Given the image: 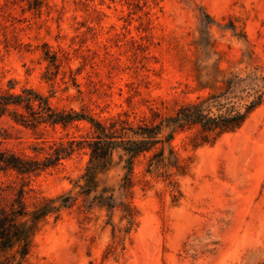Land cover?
I'll use <instances>...</instances> for the list:
<instances>
[{
  "label": "rangeland",
  "instance_id": "374dc122",
  "mask_svg": "<svg viewBox=\"0 0 264 264\" xmlns=\"http://www.w3.org/2000/svg\"><path fill=\"white\" fill-rule=\"evenodd\" d=\"M9 81L58 110L133 127L205 99L209 116L243 111L262 93L238 129L215 139L192 125L167 140L164 128L131 168L114 150L85 195L75 183L86 148L36 174L0 169V207L18 190L28 208L77 196L39 224L22 264H264V0H0V92ZM90 137L86 119L0 116V151L41 157L51 141Z\"/></svg>",
  "mask_w": 264,
  "mask_h": 264
},
{
  "label": "trees",
  "instance_id": "16d2710c",
  "mask_svg": "<svg viewBox=\"0 0 264 264\" xmlns=\"http://www.w3.org/2000/svg\"><path fill=\"white\" fill-rule=\"evenodd\" d=\"M11 85L12 82L9 81V89L0 92V116L8 112L15 122L32 126L41 124L66 126L75 120L86 119L91 124L92 137L80 141L68 140L66 143L51 141L46 147L40 148L43 151L41 157L37 156L38 154L30 156L0 151V169L12 170L18 174H36L56 166L75 150L86 148L89 159L84 173L80 176L83 183L78 181L75 183L80 188L77 195H85L96 190L98 184L96 176L107 168L114 150L119 149L127 155L126 162L128 168H131L138 154L150 151L160 141L155 139V135L162 129L170 130L165 136V139L170 140L175 130L197 125L200 127L203 141H208L210 138L215 139L238 129L262 101L260 93L244 106L243 111L232 105L224 114L217 116H209L206 112L209 107L206 99L189 102L182 104L174 115L160 117L154 124L142 123L133 127L124 125L117 119L105 123L92 117L86 118L82 113L58 110L52 107L48 96L32 88H22L20 93H15L10 90ZM128 132L142 138L130 140ZM127 180L129 179L126 178ZM101 196L102 194L98 196L101 205L113 206ZM76 199L77 196H71L69 193L41 196L37 203L28 208L24 200V191L18 190L7 208L0 207V254L5 255L6 252L14 250L12 256L18 255L19 260L5 256L0 264H22L39 224L50 216L57 219L60 212L73 206Z\"/></svg>",
  "mask_w": 264,
  "mask_h": 264
}]
</instances>
